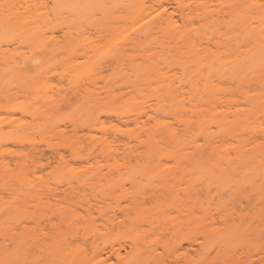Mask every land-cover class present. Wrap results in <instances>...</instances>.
Returning a JSON list of instances; mask_svg holds the SVG:
<instances>
[{
    "label": "rangeland",
    "instance_id": "obj_1",
    "mask_svg": "<svg viewBox=\"0 0 264 264\" xmlns=\"http://www.w3.org/2000/svg\"><path fill=\"white\" fill-rule=\"evenodd\" d=\"M17 1L13 2H24ZM26 1L19 8L16 4L19 10L10 3L13 12L21 10V16H29L35 2L41 1L54 7L51 0ZM172 1L165 15L167 22L174 23L162 22L163 28L189 36L179 38L177 44H171L177 39L168 41L167 32L153 41L140 34L143 18L155 13L146 6L156 0H70L60 6L58 13L64 15L60 20L66 27L61 25L68 33L77 36L87 31L86 36L96 39L97 29L104 30L106 37L94 46H85L88 41L83 39L57 47L42 45L38 38L26 42L19 34L0 35V261L41 257L61 261L65 247L53 251L43 235H51L55 228L61 229V237L75 241L74 249L80 252L93 246L112 250L122 245L117 259L133 253L136 245L144 251L152 247L159 254L166 243L189 238L229 241L241 252L244 244L252 243V251L260 252L258 246L264 243V104L240 105L241 116L236 115L242 119L241 126L231 125L236 137L230 134L232 143H226L231 146L226 155L221 152L234 162L218 161L215 150L217 162H210L207 126L201 127L202 132V122L190 112L193 90L188 80L197 65L238 63L239 49L253 46L247 35L264 29L259 12L245 8L259 0H177L187 5L183 9ZM3 2L9 5L11 0ZM29 2H34L30 11L25 7ZM77 5L86 6L83 15L75 13L80 18L73 15ZM50 14L49 25L54 16H60ZM58 18L54 22L60 23ZM47 26L45 32L50 30ZM63 30L56 32L60 43ZM131 38L137 40L132 43ZM212 80L217 95L241 97V84L232 75L227 78L220 73ZM242 88L264 93V79ZM173 92L185 113L174 115L178 99L174 101ZM217 110L213 121L206 123L208 131H214L210 134L215 145L227 138L221 140L224 135L215 120L230 122L237 117L233 110ZM151 139H156L155 145H150ZM197 146L209 156L203 160L209 161L194 165L200 157L195 156ZM53 151L64 162L55 155L50 166L34 167L38 160L47 163L46 157L39 158L43 152L52 157ZM151 193L155 194L152 199L139 202L133 224L112 228L104 222V215L111 216ZM197 201L203 202L213 219L207 233L199 222L173 233L164 230L169 218L190 216ZM89 204L95 206L91 212L85 209ZM194 213L203 216L200 208ZM151 217L154 224L149 227L146 220ZM21 221H27V227ZM15 225H20L18 230ZM83 256L87 258L86 253Z\"/></svg>",
    "mask_w": 264,
    "mask_h": 264
},
{
    "label": "bare ground",
    "instance_id": "obj_2",
    "mask_svg": "<svg viewBox=\"0 0 264 264\" xmlns=\"http://www.w3.org/2000/svg\"><path fill=\"white\" fill-rule=\"evenodd\" d=\"M13 1L15 2V0H13ZM13 1L11 0V2H9V5H10V3L12 5L15 4ZM23 1H24L23 3L22 2H20V3L24 4L26 0H23ZM51 1L53 2L54 7L50 6L49 2H46V1L45 2L41 1L42 3L35 2V4H34L35 6L33 5L34 2L33 3L29 2L30 4L28 3L29 4V5H27L28 7L25 6L28 9V11L31 10L29 7L31 4H32V6L35 7L34 10L31 11L30 14H28L29 16H21V14L18 13L21 10L16 12L17 10H19L18 9L19 6H21V5H19L20 3L19 4L16 3L17 6L19 5L18 8H16L17 7L16 4L14 5L15 8L17 9L15 12H13L15 10V8H13V10L11 8V7H13L12 5L10 7L11 9L8 8L6 11H5V9H1L2 12L5 11V13H1V11H0V13H1L0 14V35L3 34L4 37L10 38L13 35L15 36V34H19V36L26 39V42H28V41L31 42V40L38 38L41 41L42 45H46V46L47 45H54L57 47L61 46V45H70L71 42L73 40H76V39L87 40L88 42L85 43V46H94L96 41L98 43L99 40L102 41V39L106 37L105 36L106 34L101 33L102 31L104 32V30H102V31L100 30L101 27L99 29H97V27L95 28L98 30L99 34H96V33H98L97 31H96V33H95V31L93 32L96 34L95 36L98 35L96 37V39L94 37H92V39L89 38V35H90L89 33H86L88 35V36H86L85 32H87V31H85V32L83 31L84 34L83 33L80 34L82 32L81 31L76 36V35H73V31H72V33L71 32L68 33L69 30L68 31L63 30L64 29L63 27L64 26L66 27V25H65L66 23H62V21L60 20V17L64 18V15L61 16L60 13H58V8L70 0H51ZM16 2H18V1L16 0ZM27 2L28 1H26V3ZM39 2H40V0H39ZM245 2H246V0H245ZM176 3H178L179 8H182V9L185 6H187V5H185L184 2H178L177 1ZM160 4H164L165 7L168 9L169 7L173 6V1L172 0H156V2L151 4V8H149V10L155 11L156 7ZM32 6H31V8H33ZM22 7H23V5H22ZM50 7H52L51 11H50ZM84 7H86V6H82V5L78 6L77 5L73 10V12H74L73 15H76L74 17H77L78 14H79L78 16L83 15L82 11H83ZM26 8H23V9H26ZM26 10H24V11L27 13ZM51 12L54 13V15L55 14L60 15L59 18L54 16V20L58 18L59 21H61L59 23V22H57L58 20H56V22H54V20H53L54 23H57V25L55 27L53 26V22L52 23L50 22V25L48 24L49 20H52V18H53V17H50ZM76 12L77 13L79 12V13L75 14ZM12 15H14V16L12 17ZM77 18H80V17H77ZM74 19H76V18H73V21H74ZM165 21L166 20H164L163 22L165 23ZM172 21H173L172 19L169 22L166 21L165 24L172 25L174 23V21L173 22ZM68 22L71 23L70 21H68ZM44 23L48 24V26L45 25V26H47L46 28L50 27V30H48V31L52 32L51 36L47 35V33H49V32H47V31L45 32L43 30L45 28V26H43L44 28L40 27L39 24L44 25ZM61 24L62 25L64 24V26H62ZM162 24H163L162 22L157 23L155 20H152L150 25L145 24L142 27L140 34H142L143 37L145 36L146 40H147V38H149V39H152V41H153L154 38L156 39L159 36L158 35L159 33L162 32L161 34H163L165 32L166 29L163 28ZM60 29H62L64 31V34H65L64 36H62L64 38L63 43H60V40L58 39V36L56 33ZM67 29H69V28H67ZM80 29H82V28H80ZM169 31H170V33H169ZM169 31H166L167 35L163 34L164 36L166 35L165 37L171 38L168 41L173 40V39L174 40L177 39V41H173V42H171V44L174 42H175V44H177L179 42L178 41L179 38H180V41H183V40H186L189 38V36L187 34L188 32H186V33L183 32L185 34L184 35L183 33H180L181 31L179 32L178 29H175L174 32H173V30H169ZM75 33H77V32H75ZM48 37L50 40L43 42L45 40V38H48ZM247 37L250 40H253V43H252L253 46L251 48H248V49H246V48H240L239 49L238 63L235 66L228 67V66H225L223 64H217V63H211L208 65H197L195 70L193 72H191L190 75L188 76L189 77L188 80L190 82L189 83V86H190L189 89L193 90V95L191 97H189L190 100L187 99L188 97H185V98L187 100H189L190 103H192V104H190V107L192 105V109L190 111L191 114L194 117L195 116L198 117L199 123L202 122L200 124V128L207 126L205 128L206 129L205 131H206L207 137H209L208 140L210 141V143H209L210 146H207V147L209 148L210 151H212L211 153L215 155L214 156L215 158H212V154L210 156L211 158H208L209 156L208 157L206 156L209 160H211L210 162H213L216 160V158H217L216 154H215L216 152H217V156H218V158H217L218 161L224 160L225 161L224 163H228V162L232 161V159H229L230 157L227 158V156H229V155L225 156L226 159L223 158V155L225 154V152H227L226 150L228 148V145L231 146V144H227V143H232V142H230V137H229L230 134L232 133L231 129L233 130V128H231V125H232V127L237 126L236 128H239L238 126H241V120L242 119H241V117H239L241 115H239L240 113L238 112V110L240 109V105L243 102H249L250 104H254L257 106L264 104V93L258 92L257 88L252 89V90H245L244 88H242L245 86L249 87L253 80L258 81V80L264 79V49H262V46H261V40H264V35H262V32H259L258 34L247 35ZM136 38L138 39V37H136ZM135 39L131 38L132 43L137 40V39L136 40ZM168 44H170V43H168ZM193 73H194V75H193ZM220 73H222L223 76L227 77V78H229V77L231 78V75H232L233 79L238 80V82L241 84V89H240L241 97H238V96L233 95V94L219 96L216 93H214V91L216 89H215V86H214L215 84H214V81L212 80V78L214 76L219 75ZM166 86H167V83H166ZM172 86H170V88ZM171 91H173V89ZM176 95L174 93L173 97L176 98ZM173 97L171 95V98H173ZM178 97L179 96H177V98L174 101H176L178 99ZM185 98L183 97V99H185ZM180 101L178 99L175 102L176 105L174 104L175 106H174L173 113L175 111V114H174L175 116H176V114H182L183 112L185 113V111H186V108H185V111L183 110V108L185 106L182 108L183 104H182V101L181 102ZM179 102H180L181 106H179ZM204 104H206L205 105L206 108L202 109ZM218 107H223V108H226L227 110H233L234 112H231V113H233V116H234V114H235V116H237L236 114H238L239 116H237V117L239 119L236 117V119H233L230 122H228L229 120L226 122L223 120H220V119L215 120V123L218 126L217 127L218 132L221 134V136L224 135L221 137V140L225 136H227V138H229V140H227V138L226 139L223 138L224 142L222 143V141H221L222 144L215 145V142L212 141L213 140L212 134H210L214 131H212V132L208 131L210 128V126H208V124H210V122H212L213 119L216 117L217 112H218V110H217ZM179 116H181V115H179ZM147 117H148V115H147ZM148 119L149 120L151 119L150 115H149ZM153 120H156V118ZM207 122H209V123L206 124ZM227 123H228V125H227ZM229 123H231V124L229 125ZM236 123H237V125H236ZM204 124H205V126H203ZM234 124H235V126H234ZM165 127L166 126H163V128H165ZM201 129H202L201 131L205 133V131H203L204 128H201ZM167 130L169 131L170 129H167ZM207 132H209L208 133L209 135L207 134ZM170 133H171V135H173V132L170 131ZM231 135L234 136V134H231ZM235 137L236 136H234L232 138H235ZM152 138H154V137H152ZM151 141L152 142L150 145L151 146L155 145L154 143L156 142V139L155 140L151 139ZM226 141H229V142L226 143ZM238 142H240V141L238 140ZM232 145H235V143L233 142ZM242 147H243V145H242ZM195 148H196L195 149V152H196L195 156H197V154H199L200 157H199V160H197L198 157L196 158L194 156L193 161L197 160V161L193 162L194 165L196 163H198L200 160H203L204 158H206L205 155H207V153L204 154L205 152L200 151V147L197 146ZM53 152L54 153L52 154V157L47 156L45 154V152H43L39 158L46 157L47 163H44L41 160L40 161L38 160L37 162L34 163V167L43 169L47 166H50L52 161L56 160L55 155H58L59 157H61L60 161L64 162V160H62L63 157L59 154V152H55V151H53ZM221 152H223L224 154H222ZM201 153H203V155ZM193 155L194 154H192V156ZM220 155H222V156H220ZM201 157H203V158H201ZM84 158H82V159H84ZM220 158L221 159L223 158V159L221 160ZM87 159L88 160H85V161L90 163L89 158H87ZM213 159H215V160H213ZM228 159L231 161H229ZM209 160H207V161H209ZM217 160H216V162H217ZM227 160H228V162H227ZM233 160H234V158H233ZM60 161H59V164H60ZM207 161L203 160L202 162L200 161L199 163L202 164L203 162L205 163ZM232 162H234V161H232ZM218 163H220V162H218ZM190 164L192 165V163H190ZM195 169H197V168L195 167ZM154 196H155V194H153V193H151V195L148 197H146V195H142L141 197H139L140 199L132 200V202H130V204L121 207V209H119V211L115 212L113 215H111V216L104 215L103 220L105 223L109 224L112 228H120V227H122L128 223L133 224L134 218H135L136 214L139 213L140 208H141L139 205V202L142 201V204H145L147 198L152 199ZM65 198L68 199L69 195H67ZM202 204H203V202L197 201L194 204L195 210L193 208L194 211L198 210L199 208L203 211L202 218L197 217L195 215L194 211H192V214L190 216H186L184 218L180 217V215H176L175 217L169 218L170 221L168 222L167 225H165L164 230L167 231V233H173V232L179 231L181 228H183L184 227L183 225H185V227H191L192 224H194L195 222H199V224L205 230V233H207V231H208L207 227H209V224L211 223V220H213V219H212V216L210 215L209 211L206 208H204ZM59 207H63V206L60 205ZM65 207L63 208V210L66 209ZM92 208H95V206L92 204H89L85 209L87 212H91ZM151 218L153 219V221ZM151 218H150V220L148 219V221L146 220V223L148 222L149 227H151L154 224V217H151ZM183 223H185V224H183ZM122 247H123L122 245H120L118 248L112 247V251H116L118 253L117 257H119V258L122 256L121 255ZM242 247H244L245 250L241 252V251L236 249L237 246H235L232 242H229V241H212L210 239H207L203 242H198L197 240H192L189 238L187 240L184 239L181 242H171V243L168 242L164 245L163 248L168 250L169 255L166 258L170 261V264H179L180 261H183V264H258L260 252L259 251H252L251 248L254 247V244L246 243ZM258 247L261 248L260 246H258ZM98 249H100V248L98 247ZM134 249H135L134 252L130 253L131 258L140 262V264H151V261H153L155 259H164L165 258V257L159 256V254H156V250L153 251L154 248H152V247L147 248V250L144 251V250H141V248H138L136 245L134 247ZM176 249H179V251H176ZM80 253H81L80 251L74 249L73 247H67L66 246L64 248V254H63L61 261L67 262V264H74V262H76V261L86 259ZM143 253H145V256H143ZM122 259H124V260L129 259V254Z\"/></svg>",
    "mask_w": 264,
    "mask_h": 264
},
{
    "label": "snow or ice",
    "instance_id": "obj_3",
    "mask_svg": "<svg viewBox=\"0 0 264 264\" xmlns=\"http://www.w3.org/2000/svg\"><path fill=\"white\" fill-rule=\"evenodd\" d=\"M11 5H7L3 2V0H0V8H3L7 10ZM146 7L151 8V5H147ZM245 8L251 9V10H257L260 14V21L262 24H264V0H259L258 3L248 4L245 5ZM168 9L165 7L164 4H160L156 7L154 15L152 13H149L147 17H144V23L145 24H151V21L153 19H156L157 17L159 19L156 20L157 23H161L164 20L169 19L165 14L167 13ZM140 22L137 21V24ZM262 35H264V29H262ZM261 46L262 49H264V40H261ZM21 223L27 227V221H21ZM17 230L19 229L20 225H15ZM33 228L37 227L36 224L32 225ZM61 229L55 228L52 231V234L49 235V233L44 232L43 235L47 238L46 243L53 246V251L60 250L63 247H76L75 241H70L66 237L60 236ZM155 251V249H153ZM176 251H179V249H176ZM111 252V254H109ZM87 255L86 259H82L80 261L74 262V264H140V262L134 260L131 258V254H129V259H117L118 253L116 251L112 250H104L102 248L98 249L97 247L93 246L91 249H85L80 254L81 255ZM169 255L168 250L162 248L159 256L165 257L164 259H155L151 261V264H170V261L166 258ZM0 264H67V262H62L57 259H45L43 257L39 259H32L28 260L26 258L24 259H6L4 261H0ZM179 264H183V261H180ZM258 264H264V243L261 245L260 255Z\"/></svg>",
    "mask_w": 264,
    "mask_h": 264
}]
</instances>
